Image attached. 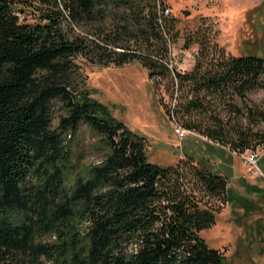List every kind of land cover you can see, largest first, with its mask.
Masks as SVG:
<instances>
[{"label":"trees","instance_id":"trees-1","mask_svg":"<svg viewBox=\"0 0 264 264\" xmlns=\"http://www.w3.org/2000/svg\"><path fill=\"white\" fill-rule=\"evenodd\" d=\"M166 3L0 0V264H227L202 232L219 212L205 200L223 202L228 177L195 155L149 161L148 139L77 81L80 59L140 63L184 91L167 110L183 128L239 154L264 144L218 112L240 116L237 100L264 89V56L215 59L205 45L193 71L171 69ZM247 111L264 125V110Z\"/></svg>","mask_w":264,"mask_h":264},{"label":"rangeland","instance_id":"rangeland-1","mask_svg":"<svg viewBox=\"0 0 264 264\" xmlns=\"http://www.w3.org/2000/svg\"><path fill=\"white\" fill-rule=\"evenodd\" d=\"M166 4L174 26L168 38L171 69L182 74L193 71L205 45L215 59L250 53L264 56V0H167ZM80 66L78 84H86L92 97L107 105L114 117L148 139L149 161L169 166L187 154L195 155L208 160L214 173L228 177L225 200H205L219 212L216 224L202 235L225 254L227 264H264V144L239 154L196 131L181 139L175 131L180 123L167 112L185 96L177 84L162 76L151 79L140 63L99 67L80 59ZM248 99L237 100L240 116L221 108L218 112L229 122L239 117L244 129L264 131L263 124L249 126L247 111L248 107L264 110V89L251 92ZM79 133L81 145L88 147L95 141L89 127L83 126ZM253 153L258 155V166L250 163ZM91 161L86 157V163Z\"/></svg>","mask_w":264,"mask_h":264},{"label":"built area","instance_id":"built-area-1","mask_svg":"<svg viewBox=\"0 0 264 264\" xmlns=\"http://www.w3.org/2000/svg\"><path fill=\"white\" fill-rule=\"evenodd\" d=\"M175 131L177 133V135L180 136L181 139H184L191 131H187L184 128H182L180 125H177L175 128ZM258 155L253 153L250 157V163L251 165H256L258 166Z\"/></svg>","mask_w":264,"mask_h":264}]
</instances>
